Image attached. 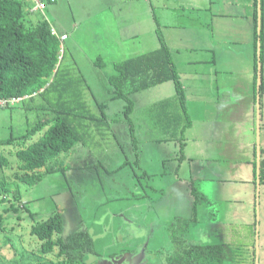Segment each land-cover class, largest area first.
Masks as SVG:
<instances>
[{
	"label": "rangeland",
	"instance_id": "obj_1",
	"mask_svg": "<svg viewBox=\"0 0 264 264\" xmlns=\"http://www.w3.org/2000/svg\"><path fill=\"white\" fill-rule=\"evenodd\" d=\"M32 4L35 5L36 2ZM149 4L151 8L148 7ZM192 11L189 5L179 0H55V3L47 4L44 14L40 11L27 14L26 20L32 25L45 19L56 31L69 35V40L62 44L64 61L59 74L65 76L63 71L68 74L70 71L74 79L81 83L76 87L81 97L87 101L81 114L89 113L93 118H81L78 116L81 110L76 112L77 117L70 118L82 134V140L70 151L53 160V164L57 166L56 171L45 175L33 186L22 182L13 183L10 189L17 195L16 200H13V193L3 200L0 197V222L3 224L0 230V249L3 254L1 260L6 263L13 261V264H34L42 261L64 264L65 256L57 257L58 248L44 255L40 251L41 241L31 235L33 225L55 215L62 217L64 231L54 235V239L65 237L79 229H89L94 236L95 249L98 252L88 255L89 262L93 260L92 257L104 258L115 249L121 250L125 246L122 243L113 245L117 236L114 232L97 237L101 234V229L96 222L99 224L102 218V209L109 210L111 214L119 209L117 213L123 210L121 214L130 215V212H133L141 216L142 205L136 206L135 209L131 207L143 201L137 196H134L133 200L131 197L127 199L125 194L139 181L144 187L148 184L149 187L145 188V191H149L153 196L154 185L164 186L171 175L169 188L164 190L166 197L161 200V205L168 207L167 213L152 215L160 225V245L164 252H171L174 248H180V240L183 239L188 238L189 241L200 243L198 235H193L190 222L194 207H201L200 202L197 203L200 193L197 196L196 192H199L198 187L201 184L199 181L193 182L191 177L182 184L174 180L171 174L173 163L164 162V157H171L174 152L179 157L184 152H193L199 162L203 160L202 148L211 133L210 129L204 126L205 107L196 108L194 111V123L184 129V144L174 140L166 141L165 138L170 134L169 129L158 122L153 106L174 95L175 82L168 81L130 94L133 109L129 113V120H126L123 114L127 101L120 97L114 98V92L108 82L109 76L118 73L114 63L157 49L161 35L165 42L168 40L170 43L181 73V83L187 84L190 81L192 86L203 85L208 90H211L213 84L216 86L217 76H214L213 80V75L204 71L209 64L207 61L192 64L194 69H202L201 72L205 73L187 79L186 72L191 66L186 64L188 58L195 62V57L202 55L203 60H213V52L208 51L210 47H206L209 44L208 39L210 42H220L223 48L221 43L231 36L243 41L244 31L230 30L225 25L219 26L216 19L213 30H206L208 27L201 26H198L196 31L189 30L194 24L185 19ZM180 24L186 29H181ZM170 25L173 27L170 28ZM179 38H182V41ZM190 38L193 39L192 42ZM188 44L190 47H187ZM214 54L219 55L218 50ZM236 74L238 72L222 74L230 79L228 87L234 88L231 87V82L237 78ZM87 83L92 90L86 88ZM58 94L54 89L46 98L39 95L29 102L18 103L16 108L0 107V140L11 136L17 138L31 129L39 119L46 116L41 106L55 100ZM53 113L50 111L48 115ZM41 134L34 135L29 142L39 138ZM20 145L22 143L17 140L9 146H0V153L7 157L10 163L9 167H0V182L6 180L11 184L13 171L19 164L15 150ZM137 151L140 161H136ZM144 170L150 175H155L153 182L143 178ZM186 171L188 170L185 169ZM185 175L181 174L182 177ZM173 184L175 188L170 189ZM177 185L181 190L179 195ZM216 197L218 199V196ZM112 199L113 201L109 202ZM209 199L213 201L212 209L216 213L219 201L211 196ZM10 203L14 205L12 212L6 210L11 207ZM125 208L128 209L127 212ZM261 213L264 215V204ZM109 218L108 223L115 224L118 232L136 233L131 224H123L124 227L119 228L116 222L111 220L112 217ZM196 218L201 221L202 213L198 212ZM139 223L137 221V224ZM139 228L142 229L140 224ZM169 231L176 235L175 242L169 240ZM236 243L240 244V240Z\"/></svg>",
	"mask_w": 264,
	"mask_h": 264
},
{
	"label": "crops",
	"instance_id": "obj_2",
	"mask_svg": "<svg viewBox=\"0 0 264 264\" xmlns=\"http://www.w3.org/2000/svg\"><path fill=\"white\" fill-rule=\"evenodd\" d=\"M179 1L189 5L193 10L188 13L190 17L188 16L185 19L188 22L191 20L194 24L189 30L196 31L199 29L198 26L208 27L206 30H213L214 20L216 19L219 26L225 25L230 30L244 31L245 37L243 41H238L231 36L228 40H223L224 42L221 43L223 48L220 46V42L214 43L208 39L209 44L206 47H210L208 51L213 52V60L212 58H204L205 60H203L202 55V58L195 57L197 59L195 62L188 58L187 66L188 64L192 66V64L200 63V61H207L209 64L206 65L204 71L212 74L213 80L214 76H217L218 79L217 85L214 86L213 84L211 90L204 88L203 85L192 86L190 81L187 84L181 83L185 95L186 109L191 121L190 126L195 121L193 113L196 108L204 109L205 107L203 112L206 113L204 126L209 128L211 133L202 148L204 155L201 162L193 152L188 154L184 152L180 157L174 152L171 157L165 156L164 162L173 163L171 174L174 176L173 179L180 184L184 183L189 177L194 179L193 182L199 181L201 184L198 187L199 192L196 191L197 196L200 193V200L197 203L200 202L201 207H194L190 222V224L192 223L193 235L197 234L201 243L213 245L227 243L236 255L235 264H256L258 247V264H264V215L261 213L264 204V65L260 66L261 83L259 89H257L259 66L257 56V69L255 68L256 35L254 26L256 0ZM148 7L151 8V5L149 4ZM152 8L154 7L152 6ZM180 26L181 29H186L183 24H180ZM169 27L172 28L173 26L170 25ZM179 39L182 41V38ZM68 40L69 37L66 41ZM170 41L172 42V39ZM192 41L193 39L190 38V42ZM166 44L170 49L178 76H180L179 66L168 40ZM187 47H190V44ZM216 50H218L219 55L214 54ZM191 66L186 72L187 79L199 77L204 72H201L202 69H194V65ZM231 72H238L236 74L237 78L232 79L231 82V87L234 88L228 87L230 79L222 75L223 73L231 74ZM255 79L256 86L254 85ZM174 97L175 93L167 99H174ZM257 125L260 128L259 143L257 141ZM174 129L170 128L169 133L173 134ZM182 139L172 138L170 140L184 144ZM137 157L136 161H140L138 151ZM168 160L170 162H167ZM185 169L188 171L185 172ZM181 174L186 175L182 177ZM142 176L145 180L153 182L155 175H150L144 170ZM170 179L168 182H170ZM168 182L166 181L164 186H162L163 184L154 185L152 196L149 191H145V188L149 187L148 184L144 187L138 181L125 194L126 197L123 196L127 199L131 197V200L134 196H137L143 201V203L138 202L137 205L133 203L135 205L131 207L135 209L136 206L142 205L141 216H137L133 212H130V215H126V213L123 215L126 219L136 221L133 226L135 234L158 235L160 232V225L152 215L167 213L168 207L161 205V200L162 197H166L164 190L169 188ZM173 188H175V184L170 187V189ZM177 189L179 191L177 195H179L181 190L178 185ZM209 196L219 201L216 213L213 212V201L209 199ZM216 196H218V199ZM112 201L113 199L109 202ZM178 205L181 206L179 203ZM125 209L127 212L128 209ZM118 210L115 211L116 215L123 212L121 210L117 213ZM102 211L100 217L104 219L103 222L106 224L111 213L105 208ZM198 212L202 213L201 221L196 218ZM175 215L174 218L176 219L177 214ZM115 218L112 215V220ZM137 221L140 222L142 229L139 228ZM96 224L100 226L102 231V224L97 222ZM124 224H128V222L125 221ZM237 240H240V244L236 243ZM187 241L195 243L193 240L189 241L188 238Z\"/></svg>",
	"mask_w": 264,
	"mask_h": 264
},
{
	"label": "trees",
	"instance_id": "obj_3",
	"mask_svg": "<svg viewBox=\"0 0 264 264\" xmlns=\"http://www.w3.org/2000/svg\"><path fill=\"white\" fill-rule=\"evenodd\" d=\"M33 2H40L45 7L34 9L36 4L33 5ZM53 3L55 0H47V2L45 0H0V98L22 97L21 103H24L39 95L46 98L47 94L54 89L59 92L55 100L41 106L46 116L39 119L31 129L17 138L11 136L0 140V146H9L17 140L22 143L15 150L19 164L13 171L11 184L6 180L0 182L2 200L10 196V193H13V200L17 199V195L10 189L13 183L22 182L33 186L45 175L56 171L57 166L53 164V160L62 153L70 151L82 140V134L76 128L77 125L74 121H70L72 116L77 117L76 112L81 110L78 115L81 118H93L92 114H81L82 109L87 105V101L81 97L77 89L81 83L74 79L70 71L69 74L66 72L68 75L63 71L65 76L59 74L64 61L62 44L68 39V34L67 39L62 42L60 37L65 33L56 31L47 20L44 19L33 25L26 20L27 14L39 11L44 14L47 4ZM255 5V68L257 69L259 37L260 63L264 65V0H260L261 31L259 37L257 34V0ZM159 40V48L115 63L114 66L118 73L109 76L108 82L114 92V98L120 97L127 101L123 110L126 120H129V113L133 109L130 94L168 81L175 82L174 99L159 101L154 104L153 111H156L158 122L163 123L168 129L175 128L173 134H169L168 131L169 135L165 140L182 139L184 129L191 124L186 109L184 90L179 81L170 49L161 35H159ZM254 85L256 86V79ZM85 86L91 89L88 83ZM92 95H94L93 92ZM19 104L2 108L12 109ZM50 111L54 112L53 115H48ZM40 133L42 134L39 138L29 142L34 135ZM9 164L7 157L0 153V167H9ZM10 206L6 210L12 212L14 205L10 203ZM2 226L0 222V230ZM63 231L64 221L60 215H55L33 225L31 235H35L41 241L40 251L44 255L58 248L57 257L65 256L64 264H86L89 254L98 253L95 249V241L88 229H79L65 237L59 236L54 239V235H59ZM186 247L174 256L170 254L161 258L165 259L167 264H235L236 262V255L227 243L213 245L200 242L190 243ZM2 256L0 249V264H13V261L6 263L1 260ZM34 264L55 263L42 261Z\"/></svg>",
	"mask_w": 264,
	"mask_h": 264
},
{
	"label": "flooded vegetation",
	"instance_id": "obj_4",
	"mask_svg": "<svg viewBox=\"0 0 264 264\" xmlns=\"http://www.w3.org/2000/svg\"><path fill=\"white\" fill-rule=\"evenodd\" d=\"M112 215H114V220L116 222V224L118 225L119 228H121L124 224V222H128L129 224L132 225V227L135 224V220L134 219H126L123 217L124 214L118 213L117 215L115 213H112L110 215V217H112ZM103 218L100 220L99 223L102 224V231L101 234L97 237H102L107 235L109 232H114L115 234H117L116 238H114V243L113 245H119L120 243H122L123 245H125L124 247L121 248V250H114L113 253H111L108 256H104L100 257V256H95L92 257V261H88L86 260V263L88 262L89 264H98V262H102V264H135L133 263V261H128L125 258V255L127 254H133L136 255L139 251V249L141 247H144L146 249V254H147V260L148 262L146 264H167V262L165 261V259L163 260L161 257H166L167 255H175L181 251H183L184 249H186L187 245L190 244V242L187 241V239H183L180 240L181 245L180 248L177 250L174 248L173 251L168 252L167 250L164 252L163 247H161L162 245H160V242L158 239L161 238L162 234L159 232L158 235H142V234H135V233H129L128 231H124V232H118L115 224H109L108 221L106 224H104L103 222ZM110 220V218L108 219ZM112 220V218H111ZM121 226V227H120ZM89 231V229H88ZM94 239V236H92ZM155 240V242H154ZM169 240L171 242H175L176 237L174 232L169 231ZM95 241V240H94ZM159 243V244H158ZM135 244V245H133ZM186 245V246H185ZM163 255H162V253ZM166 253V254H165ZM118 262H116V261ZM126 260V261H125ZM108 261V262H107ZM114 261V262H112ZM136 264H143V262L138 261Z\"/></svg>",
	"mask_w": 264,
	"mask_h": 264
},
{
	"label": "water",
	"instance_id": "obj_5",
	"mask_svg": "<svg viewBox=\"0 0 264 264\" xmlns=\"http://www.w3.org/2000/svg\"><path fill=\"white\" fill-rule=\"evenodd\" d=\"M260 31H261V5H260V0H258V19H257V34H258V37L260 36ZM260 54H261V43H260V37H259L258 38V44H257V56H258V66H259L258 67L257 89H259L260 83H261V78H260L261 77V72H260V66H261ZM257 111H258V117H259L260 116V114H259V106L257 107ZM259 132H260V128H259V125H257V141H258V143H259V140H260ZM257 214H258V209H257ZM125 258L128 261H133V263H135V264L138 261L143 262V264H146L148 262L146 249L144 247H141L136 255L127 254V255H125ZM114 261H116V260H114ZM114 261H112V262H114ZM116 262H118V261H116ZM98 264H102V262H98ZM256 264H258V247H257Z\"/></svg>",
	"mask_w": 264,
	"mask_h": 264
},
{
	"label": "built area",
	"instance_id": "obj_6",
	"mask_svg": "<svg viewBox=\"0 0 264 264\" xmlns=\"http://www.w3.org/2000/svg\"><path fill=\"white\" fill-rule=\"evenodd\" d=\"M45 6L44 4L40 3V2H36V9H43ZM53 34H55V32L53 31ZM67 39V34L63 35L60 37V40L63 42ZM23 100L22 97H18V98H10V99H1L0 98V107H5L7 105H15L19 102H21Z\"/></svg>",
	"mask_w": 264,
	"mask_h": 264
},
{
	"label": "clouds",
	"instance_id": "obj_7",
	"mask_svg": "<svg viewBox=\"0 0 264 264\" xmlns=\"http://www.w3.org/2000/svg\"><path fill=\"white\" fill-rule=\"evenodd\" d=\"M34 9H36V5H35Z\"/></svg>",
	"mask_w": 264,
	"mask_h": 264
}]
</instances>
